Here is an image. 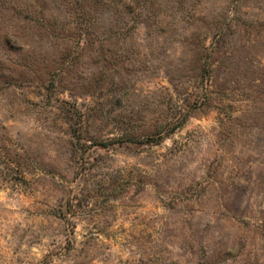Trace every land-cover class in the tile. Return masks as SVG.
I'll list each match as a JSON object with an SVG mask.
<instances>
[{"label": "rangeland", "instance_id": "374dc122", "mask_svg": "<svg viewBox=\"0 0 264 264\" xmlns=\"http://www.w3.org/2000/svg\"><path fill=\"white\" fill-rule=\"evenodd\" d=\"M0 264H264V0H0Z\"/></svg>", "mask_w": 264, "mask_h": 264}]
</instances>
